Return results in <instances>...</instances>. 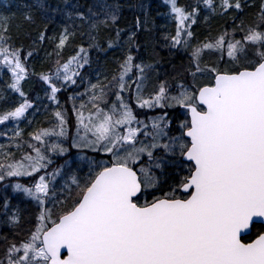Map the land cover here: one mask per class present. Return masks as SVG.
<instances>
[{
	"label": "snow or ice",
	"instance_id": "1",
	"mask_svg": "<svg viewBox=\"0 0 264 264\" xmlns=\"http://www.w3.org/2000/svg\"><path fill=\"white\" fill-rule=\"evenodd\" d=\"M152 9L0 5V264H264V0Z\"/></svg>",
	"mask_w": 264,
	"mask_h": 264
},
{
	"label": "trees",
	"instance_id": "2",
	"mask_svg": "<svg viewBox=\"0 0 264 264\" xmlns=\"http://www.w3.org/2000/svg\"><path fill=\"white\" fill-rule=\"evenodd\" d=\"M186 2H188V0H180V3H186ZM4 3H5V0H0V5H3ZM160 3H161V0H153V9H152L153 12L156 11V8H157L158 5H160ZM12 10L14 11L15 9L13 8ZM164 10H165L164 8H160V11H164ZM157 17H156V23H157L158 26L159 25H162V24H165V23H168V21H166V19L163 16H157ZM219 23H220L219 21H214L213 22V28H212V34L213 35L216 34V31L219 28ZM169 27L172 28V29H174V25L173 24H170ZM193 28L196 31L198 38L201 39V40L204 38V36H206L208 34V31H209L208 28H207V26L204 25L203 23H201L199 25H196V26H193ZM157 31L158 32H163L164 29L158 27ZM193 43H195V41H193ZM158 50H160V49H158ZM70 51H71V49H68L66 51L65 55H67L68 52H70ZM160 52H161V56L162 57H167V50L166 49L160 50ZM39 55L42 57L43 56V52H41ZM92 55L95 56L96 53H93ZM172 59H173V62H175L177 64H179L181 62L178 57H173ZM163 67L164 68H167L170 72L172 71V69L170 68V66L167 65L166 63L163 65ZM37 68L39 69V65H37ZM108 70L109 71L111 70V60L110 59L108 61ZM81 89H82V87L79 90L81 91ZM67 95H68L67 93H62L60 95V99H61V102L62 103H65V105L70 108L71 105L69 103H67ZM44 102L45 103H48V101H46V100ZM42 119L44 120V117L43 116H41V115H38L37 116V120L41 121ZM11 126H13V125L12 124H9V127H11ZM20 126L25 129V132L26 133L28 131H31L32 130L31 128L27 127L25 123H21ZM41 126H47V123L46 122L45 123H42ZM3 127L4 126L0 125V129H2ZM0 142H4V138H0Z\"/></svg>",
	"mask_w": 264,
	"mask_h": 264
},
{
	"label": "rangeland",
	"instance_id": "3",
	"mask_svg": "<svg viewBox=\"0 0 264 264\" xmlns=\"http://www.w3.org/2000/svg\"><path fill=\"white\" fill-rule=\"evenodd\" d=\"M83 90V86H82V89H81V91ZM41 121H43V119L41 120Z\"/></svg>",
	"mask_w": 264,
	"mask_h": 264
},
{
	"label": "bare ground",
	"instance_id": "4",
	"mask_svg": "<svg viewBox=\"0 0 264 264\" xmlns=\"http://www.w3.org/2000/svg\"><path fill=\"white\" fill-rule=\"evenodd\" d=\"M158 18V17H157Z\"/></svg>",
	"mask_w": 264,
	"mask_h": 264
}]
</instances>
